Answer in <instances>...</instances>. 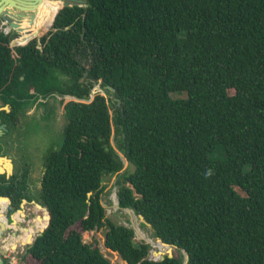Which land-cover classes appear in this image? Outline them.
Here are the masks:
<instances>
[{
	"label": "trees",
	"instance_id": "obj_1",
	"mask_svg": "<svg viewBox=\"0 0 264 264\" xmlns=\"http://www.w3.org/2000/svg\"><path fill=\"white\" fill-rule=\"evenodd\" d=\"M34 11L21 32L0 29V124L16 131L50 97L65 123L45 157L44 229L27 253L38 264H111L82 237L104 227L127 264H183V251L186 264H264V0H40ZM28 174H0L10 212L29 198ZM111 175L119 208L142 215L173 256L150 259L132 227L106 216ZM7 207L0 197L22 242L23 211L10 222Z\"/></svg>",
	"mask_w": 264,
	"mask_h": 264
},
{
	"label": "rangeland",
	"instance_id": "obj_2",
	"mask_svg": "<svg viewBox=\"0 0 264 264\" xmlns=\"http://www.w3.org/2000/svg\"><path fill=\"white\" fill-rule=\"evenodd\" d=\"M37 28H41V25ZM95 92H101L107 99L110 100L111 98L115 101L113 96L103 91L99 85L93 87L92 94ZM184 95L183 93L172 94L173 97H182ZM59 99L60 97H50L45 99V102L44 99L39 98L36 102H32L25 109V113L21 117L20 127L16 129V131L1 133L0 127V137L3 136L2 139L0 138V141L4 140V142H6H0L3 144L2 147H0V152L4 154V156L6 155L12 159L13 172H16V170L22 171L25 168L29 170L28 185L30 195L29 202L26 199V201H22L19 207L15 209V211L22 210V213H24L21 215V223L27 237L24 239L22 238V242H19L18 239L14 240V233L18 236L21 231L5 228L4 221L0 218V264L3 262H7V264H38L37 260L27 253V247L40 232L35 230H38V224L43 216V205L39 202L38 189L40 188V180L44 170L45 157L51 149L56 148L61 143L63 137L65 118L62 107L59 104ZM5 106L6 105L2 107ZM110 111V113L113 114L112 108H110ZM112 132L111 141L116 148L114 140L115 127H112ZM117 152L123 159L122 170H131L132 168L129 166L128 161L124 158L122 153L118 150ZM115 181L116 175H111L106 176L102 182V185H105L102 202L106 208V216L113 219L116 223H122L128 226L134 225L135 227L139 226L143 229L147 234L146 236L135 233L134 237L136 242L149 244L150 255L157 257L160 251H162V254H164V252L166 253L168 247L163 245L159 239L152 235L150 227L144 223L137 214L134 212L130 213L128 210L118 212L119 209L116 206V200L114 198L116 191ZM9 206L10 202H8L6 214L8 220L13 222L12 215L15 211L10 212ZM75 228L79 229L78 226H75ZM105 232V228L101 227L96 230L83 232L82 237L85 242L97 246L111 264H126L118 252L112 251L106 247ZM4 248L6 252L2 253V249ZM171 251L172 254L176 253L175 248H172Z\"/></svg>",
	"mask_w": 264,
	"mask_h": 264
},
{
	"label": "water",
	"instance_id": "obj_3",
	"mask_svg": "<svg viewBox=\"0 0 264 264\" xmlns=\"http://www.w3.org/2000/svg\"><path fill=\"white\" fill-rule=\"evenodd\" d=\"M39 1L40 0H0V18L3 21H5V23L9 26L10 30H16L18 32H21L22 26H21L20 18L22 16L28 14L30 21H32V19L34 18V12H35L34 8H36V5H37V3H39ZM55 1L60 2L62 6H70L72 4L84 5L86 0H55ZM107 88L111 91L114 90L110 86H107ZM0 109H5V110L9 111V106L6 105L5 107H1ZM0 127L3 131H7L6 124H1ZM111 143H112V141H111ZM0 162H2L1 163L2 165L0 164V174L4 173V174H6L7 177L12 175L13 174V161H12V159L8 156L1 155V152H0ZM115 195H116V197H115ZM0 197L4 198V199L8 200V202H10V199L8 197H5V196H0ZM114 198L116 200V206L119 209L118 212H122V210H128L130 213L134 212L130 208H124V209L119 208L117 191H115ZM23 201H24V199H23ZM138 216L144 222L143 216L142 215H138ZM130 227H132V229L134 230V233L139 234L137 228L134 225H132ZM43 229L37 235H39L43 231ZM31 243L29 244V246L31 245ZM132 244L134 247H140V243L136 242L135 237L132 238ZM162 244L165 245L166 247H168V250L166 251V253L164 252V254H160L158 257H154V256L149 254L150 259L162 260L165 255H167L169 257L173 256L171 249L176 248V247L173 245H169L167 243H164V242H162ZM5 252H6V250L2 249V253H5ZM183 253H184L183 264H186L187 259H188V255L185 251H183ZM120 257H121V255H120ZM123 261L127 264V262L124 259H123Z\"/></svg>",
	"mask_w": 264,
	"mask_h": 264
},
{
	"label": "bare ground",
	"instance_id": "obj_4",
	"mask_svg": "<svg viewBox=\"0 0 264 264\" xmlns=\"http://www.w3.org/2000/svg\"><path fill=\"white\" fill-rule=\"evenodd\" d=\"M45 1V0H44ZM50 5H53V6H55L56 8L57 7H59V6H61V3L59 4V5H56L55 4V0H46ZM116 209V208H115ZM24 213H22L21 215H23ZM21 218H22V216H21ZM136 221V220H135ZM136 228H137V230H138V233H140V235H142V236H146L147 234L145 233V231L143 230V229H141L139 226H136ZM35 231H37V230H35ZM34 231V232H35ZM32 232H33V230H32ZM9 240H10V238H9ZM8 245V244H7ZM5 249V248H4ZM6 250V249H5ZM160 254H162V251H160L159 252V255Z\"/></svg>",
	"mask_w": 264,
	"mask_h": 264
},
{
	"label": "built area",
	"instance_id": "obj_5",
	"mask_svg": "<svg viewBox=\"0 0 264 264\" xmlns=\"http://www.w3.org/2000/svg\"><path fill=\"white\" fill-rule=\"evenodd\" d=\"M5 23V21L1 20L0 23V29L4 32V33H8L9 32V26Z\"/></svg>",
	"mask_w": 264,
	"mask_h": 264
},
{
	"label": "flooded vegetation",
	"instance_id": "obj_6",
	"mask_svg": "<svg viewBox=\"0 0 264 264\" xmlns=\"http://www.w3.org/2000/svg\"><path fill=\"white\" fill-rule=\"evenodd\" d=\"M53 8H55V6H53V5H51ZM0 126H1V124H0ZM2 130V129H1ZM7 131H8V129H7ZM7 131H3L2 130V133H4V132H6L7 133ZM1 139L3 138V136L2 137H0ZM0 142H2V143H6V142H4V140H1ZM14 168H15V166H14ZM17 171V170H16ZM15 173V171L13 172V174ZM28 194H29V190H28ZM25 201H26V199H24ZM28 200V202L30 201V195H29V198L27 199ZM23 201V200H22ZM22 203V202H21Z\"/></svg>",
	"mask_w": 264,
	"mask_h": 264
},
{
	"label": "crops",
	"instance_id": "obj_7",
	"mask_svg": "<svg viewBox=\"0 0 264 264\" xmlns=\"http://www.w3.org/2000/svg\"><path fill=\"white\" fill-rule=\"evenodd\" d=\"M1 133H2V130H1ZM0 144H1L0 147H2L3 144H2V143H0ZM1 155L4 156V154H2V153H1ZM5 156H6V155H5ZM1 163H2V162H0V164H1ZM1 165H2V164H1Z\"/></svg>",
	"mask_w": 264,
	"mask_h": 264
},
{
	"label": "clouds",
	"instance_id": "obj_8",
	"mask_svg": "<svg viewBox=\"0 0 264 264\" xmlns=\"http://www.w3.org/2000/svg\"><path fill=\"white\" fill-rule=\"evenodd\" d=\"M208 175H210L211 173L209 172V173H207Z\"/></svg>",
	"mask_w": 264,
	"mask_h": 264
}]
</instances>
